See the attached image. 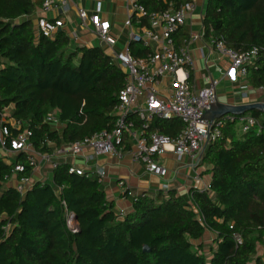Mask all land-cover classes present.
<instances>
[{
	"label": "trees",
	"instance_id": "trees-1",
	"mask_svg": "<svg viewBox=\"0 0 264 264\" xmlns=\"http://www.w3.org/2000/svg\"><path fill=\"white\" fill-rule=\"evenodd\" d=\"M189 1L138 0L146 11L141 26ZM43 4L0 0V131L9 127V143L17 135L9 121L22 122L34 151L52 156L114 130L127 76L101 46H76L64 30L52 38L39 34L35 16ZM172 39L180 50L190 34L182 26ZM203 40L238 53L258 49L245 80L264 90V0H207ZM129 52L139 59L152 50L131 42ZM50 116L58 123H49ZM231 117L222 118V137L202 159L209 189H191L187 198L175 190L146 193L133 197L128 212L117 211L97 174H70L68 163L51 168L50 182L36 181L22 194L11 180H30L35 167L25 152H13L11 163L0 156V264H264L258 251L264 246V114L242 116L261 129L245 134L238 127L242 117ZM127 119L147 136L176 137L184 129L177 118H155L147 128L135 113ZM132 147L126 132L118 150ZM18 164L25 172L15 175ZM67 213L75 216L76 233ZM208 235L211 245L204 241Z\"/></svg>",
	"mask_w": 264,
	"mask_h": 264
},
{
	"label": "built area",
	"instance_id": "built-area-1",
	"mask_svg": "<svg viewBox=\"0 0 264 264\" xmlns=\"http://www.w3.org/2000/svg\"><path fill=\"white\" fill-rule=\"evenodd\" d=\"M82 1V0H77ZM130 14L125 21V26L130 30L131 42L143 43L152 50L151 55L146 58L133 57L129 49L124 53L115 54L111 58L126 74L127 85L120 93V105L116 109V125L111 133L103 131L83 142H76L69 146L70 154L73 157H83L87 159L83 152L86 148H91L94 153L116 155L120 152L118 147L123 143L124 135L127 132L131 141L135 145L133 149L135 160L145 167L150 174L165 178L168 170L158 161L160 157L168 151H172L178 159L190 158L195 165L202 163L209 145L222 137V129L226 125V120H214L209 122L204 120L207 110L211 109L210 103L217 102V81H211L205 88L198 89L190 83V73L194 66L193 58L186 47L177 50L174 46L172 35L186 24L187 18L194 12L196 6L192 0L184 4L179 10H168L159 15H151L150 26L143 27L139 19L146 16L143 6L138 0H128ZM69 0H44L42 9L47 13L55 8L67 9ZM78 15L81 26L84 29L93 27V33L100 44L106 47H113L110 38L111 25L108 21L102 20L98 13L89 14L85 9H79ZM136 17L137 20L133 21ZM135 22V23H134ZM64 21L55 18L49 19L39 17L36 22L39 34L47 38H52L55 33L64 27ZM203 39V31L191 34L188 44L195 43ZM74 41V40H73ZM186 45V46H187ZM210 46L221 56L227 58L231 67L236 71L238 78L245 80L247 76V66L256 60L258 49L254 48L244 53H238L226 47L223 42H213ZM170 75L174 79L172 92L165 97H161L158 86L161 79ZM207 109V110H206ZM135 113L144 122L147 128L155 118L164 120L180 119L184 124V129L176 136L170 137L155 132L147 136L144 131H139L132 127L128 121V114ZM227 120L234 118L227 117ZM49 123L57 124L55 117L50 116ZM12 128L17 130V135L8 143L10 129L3 125L0 131V156H3L11 163L10 156L13 152H25L28 155V162L35 168L38 166V158H41L55 168L59 164L53 156L41 155L34 151L30 142L31 133L24 129L23 123L9 121ZM258 126L257 121L252 117H242L239 121L240 133H248ZM258 126V132H260ZM63 150H57L59 154ZM25 172V166L18 164L14 168V173ZM69 173L84 176L86 171L82 168L70 164ZM100 183L103 182L104 173L97 170ZM12 178V180H14ZM11 180V181H12ZM29 179L16 181V189L25 194L29 189ZM167 190V186L164 187ZM68 228L76 233L78 225L75 216L67 213ZM237 243H241L240 237L236 236Z\"/></svg>",
	"mask_w": 264,
	"mask_h": 264
},
{
	"label": "crops",
	"instance_id": "crops-1",
	"mask_svg": "<svg viewBox=\"0 0 264 264\" xmlns=\"http://www.w3.org/2000/svg\"><path fill=\"white\" fill-rule=\"evenodd\" d=\"M196 6L194 12L187 18L184 25L189 34H197L203 31V18L207 0H192ZM79 9H85L88 13H98L102 20L110 23V38L113 47L102 46L93 33V27L84 29L78 15ZM130 14L128 0H69L67 9L62 12L55 8L47 13L39 11L35 18L46 17L59 18L64 21V30L72 37L76 46H101L112 57L115 54L124 53L129 49L130 30L125 26V21ZM59 30V31H60ZM190 52L194 66L190 73V83L201 89L209 85L211 81H217V100L223 105H246L264 101V90L253 89L246 80L238 78L236 71L231 67L227 58L221 57L203 39L185 46ZM174 79L166 75L161 79L158 91L161 97L168 96L174 88ZM131 139V138H130ZM133 143V141H132ZM135 145L133 144V147ZM130 151H120L116 155L101 154L86 148L83 157H73L68 147L62 148L59 154L54 150L53 159L58 164H74L86 172L95 173L101 170L104 173L102 189L109 200L114 201L118 212H128L132 207L133 197L143 194H156L164 190H175L178 194L188 197L191 189L207 190L211 183V176L207 174L208 167L202 164L195 165L186 157H178L170 150L158 159L159 163L166 167L168 175L165 178L158 177L146 171L145 167L134 158L135 148ZM60 150V149H58ZM14 156V154H12ZM38 166L32 173L29 188L36 181L50 182L52 175L51 165L38 158ZM16 184V180H12ZM213 236L208 235V238Z\"/></svg>",
	"mask_w": 264,
	"mask_h": 264
},
{
	"label": "water",
	"instance_id": "water-1",
	"mask_svg": "<svg viewBox=\"0 0 264 264\" xmlns=\"http://www.w3.org/2000/svg\"><path fill=\"white\" fill-rule=\"evenodd\" d=\"M211 109L207 110L204 115V120L209 122H213L214 120H219L224 117H242L245 114L251 111H259L264 114V101L251 103L246 105H239V106H232V105H223L220 104L217 100L216 103H210ZM144 252H149V248L146 246L144 247Z\"/></svg>",
	"mask_w": 264,
	"mask_h": 264
},
{
	"label": "rangeland",
	"instance_id": "rangeland-1",
	"mask_svg": "<svg viewBox=\"0 0 264 264\" xmlns=\"http://www.w3.org/2000/svg\"><path fill=\"white\" fill-rule=\"evenodd\" d=\"M12 182V181H11ZM13 183V182H12ZM14 185V184H13ZM212 240V238L211 237H208V238H204V241H205V243L207 244V245H211V241ZM258 251H259V254L260 255H264V246H262V247H259V249H258Z\"/></svg>",
	"mask_w": 264,
	"mask_h": 264
}]
</instances>
